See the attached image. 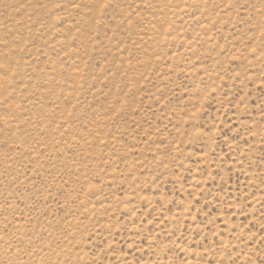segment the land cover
Here are the masks:
<instances>
[{"label":"rangeland","instance_id":"374dc122","mask_svg":"<svg viewBox=\"0 0 264 264\" xmlns=\"http://www.w3.org/2000/svg\"><path fill=\"white\" fill-rule=\"evenodd\" d=\"M0 264H264V0H0Z\"/></svg>","mask_w":264,"mask_h":264}]
</instances>
